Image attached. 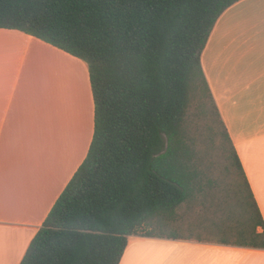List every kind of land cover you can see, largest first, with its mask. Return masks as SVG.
<instances>
[{"label": "trees", "instance_id": "trees-1", "mask_svg": "<svg viewBox=\"0 0 264 264\" xmlns=\"http://www.w3.org/2000/svg\"><path fill=\"white\" fill-rule=\"evenodd\" d=\"M239 1L0 0V29L85 63L94 103L86 158L20 264H119L130 236L191 240L178 233L180 211L218 204L200 121L219 137L233 184L235 241L217 243L264 250V221L200 65L216 21Z\"/></svg>", "mask_w": 264, "mask_h": 264}, {"label": "crops", "instance_id": "crops-1", "mask_svg": "<svg viewBox=\"0 0 264 264\" xmlns=\"http://www.w3.org/2000/svg\"><path fill=\"white\" fill-rule=\"evenodd\" d=\"M200 65L264 221V0H240L218 18ZM93 131L85 63L0 29V264L21 263ZM119 264H264V250L130 236Z\"/></svg>", "mask_w": 264, "mask_h": 264}, {"label": "rangeland", "instance_id": "rangeland-1", "mask_svg": "<svg viewBox=\"0 0 264 264\" xmlns=\"http://www.w3.org/2000/svg\"><path fill=\"white\" fill-rule=\"evenodd\" d=\"M206 122L200 121L198 123L199 132L197 140L202 155L207 156V164L214 175L218 178V187H216V205H213L210 199H206L207 206L204 210L201 206L197 205L194 211H187L186 208L180 211L183 217V223L178 229V233L185 238L191 240L201 239L208 241H218L221 238L227 239L229 242H234L233 230L235 223H232L227 218L228 210L232 209V190L233 184L228 174H225V167L227 162H221L218 157L220 153L219 137H212L206 129ZM212 139V141H211ZM214 221L221 228L216 230L211 228L210 222ZM233 238V239H232ZM226 240V241H227Z\"/></svg>", "mask_w": 264, "mask_h": 264}]
</instances>
